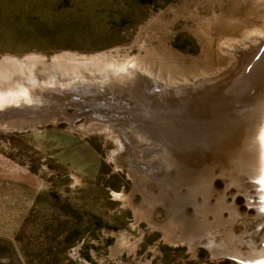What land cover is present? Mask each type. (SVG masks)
Returning a JSON list of instances; mask_svg holds the SVG:
<instances>
[{"label": "rangeland", "instance_id": "rangeland-1", "mask_svg": "<svg viewBox=\"0 0 264 264\" xmlns=\"http://www.w3.org/2000/svg\"><path fill=\"white\" fill-rule=\"evenodd\" d=\"M251 31L264 33V6L254 0H0V80L25 69L67 78L125 63L153 79L148 87L136 79L110 100L135 114H113L130 130L120 153L104 131L82 128L84 115L30 131L0 128V264H237L211 257L203 244L191 252L164 241L132 206L144 191L157 222L174 213L190 224L222 196L239 213L254 214L242 194L226 188L210 156L227 117L263 93L264 77L251 72L264 62V47L247 59L238 84L211 91L216 85L204 83L189 104L170 96L176 84L220 75L232 61L221 47L242 45ZM156 87L176 107L165 109L168 98H157ZM183 91L191 90L173 93ZM99 110L89 113L105 122ZM195 228L192 236H202Z\"/></svg>", "mask_w": 264, "mask_h": 264}, {"label": "bare ground", "instance_id": "bare-ground-1", "mask_svg": "<svg viewBox=\"0 0 264 264\" xmlns=\"http://www.w3.org/2000/svg\"><path fill=\"white\" fill-rule=\"evenodd\" d=\"M260 1L264 2V0ZM261 37H264V33L260 31H251V33L248 34L247 38L242 39V45H246V47H242V45L240 44H234L233 42H231L230 47H221L224 53L232 57V61L230 65L226 67V69H224L220 75L209 79L201 78L194 85H186V83L183 82L181 85L176 84V89H174V87L173 89L171 88L172 90L169 89L171 91L170 96H173V98L177 100V103L179 102L181 96L184 99L181 100L179 103L189 104L191 100L188 96L192 94L194 88H204V86L202 85L204 83L208 84L206 85V87L216 85L211 91H214L219 88L226 90L230 86L238 84L237 82L240 79H243V75H240L243 74L241 71V73H236L238 66H240L239 64H242L243 61H246L250 57L252 53L249 49L255 46V43L253 44L250 41L260 40ZM261 52L262 51H260V53ZM252 56L253 54L250 58H252ZM253 60L254 59H252L251 61ZM256 63L255 66L252 68V77H255L256 79V76H259L260 73L262 74L261 76L264 77V62L262 64L260 63V65L259 63ZM125 64L117 67L113 65H103L99 69V71L96 72L92 70L90 72L85 73L77 71L74 72L76 74L72 76L69 75V77L67 78H63L57 71H48V74L42 75L40 73L39 75H35L33 71H29L27 69L22 70L23 72L21 71V74L19 75H15L9 78L5 77L0 80V110L7 107H18L20 105L27 107L29 106V104H33L36 99H34V93L35 91L41 88L52 90L54 88H62L72 90L77 89L78 85H82L83 87H85V90H83L84 92L82 90H78V94L76 95L81 96V100H83L84 98L82 97V95L88 93L86 90L91 86H95V88L103 87L105 89H112V94L110 93V97L105 96L106 93H104L101 95L104 98L98 101L94 98H97L98 96H100V94L96 93L92 95V97L89 96V98L94 100L91 103H85V100L80 102L72 101L68 105L74 107L75 110L79 107H85V104L93 105L91 107V109L93 110L99 108L101 111L99 110L100 112H98V114H100L99 116L101 118L106 119L105 122L94 118L97 113H88L85 115V112H83L80 115L85 116L86 124L82 128H84L87 132L104 131L106 136L115 139L118 144V151L120 153V151L124 148V146L121 144L120 139L124 138L123 134L128 133V131L130 132V130L122 128L123 126H120V124H115L116 120L112 118L114 116L113 114L114 112H116L115 114L117 115V111H119L121 112L119 115H122L123 118H125L124 116L132 118L135 114H131V108L126 107V105H123L121 103L119 104L118 102H110V100H114L113 98H118L119 94H121L120 88H123L132 81L136 82L134 81L136 79V83H139V85L146 84L145 86L147 87L149 85V81L153 80L148 78V75L145 76L144 74L138 72V69L136 67H133L132 63ZM246 70H244V72ZM138 74L142 75V77L139 78ZM139 79L141 80L139 81ZM262 81H264V79ZM155 82L157 83V85L158 83L160 84L159 81ZM187 86L191 91H183L182 93L176 92L175 94L173 93V90L180 91V89H183ZM127 87L131 88L132 86L128 85ZM160 90L161 88L158 87H156L155 90H152L157 92L155 93V96L157 98H160L163 96V94H165V91L163 92V89L162 91ZM79 91H81L82 95ZM134 93H137V90H135ZM158 94H161L160 97ZM170 96L167 93L161 98V100L168 98V100L165 101L164 106L165 109L171 110L172 108L176 107V102H171ZM69 98V96L65 97V100H68ZM104 99L109 101H102ZM159 100L160 99L156 100L155 102H158ZM254 102L255 103H252L253 109H251V111L248 112L246 116L244 115L241 117L244 109H242L240 112H235L231 116H228L230 114L226 115V112L224 113V116L226 115L225 118L227 116L228 117L224 128L223 126H221L223 128L221 134L219 135V137L217 136V140L214 141V145L211 148L213 150H211L213 153H210V157H212L210 158V163L213 165L214 168H216V171L219 176L223 179L226 188L232 186V188L235 189L237 193L242 194L246 201V205L256 210V213L252 216L239 213L237 209H233L231 207L232 204H226V202L224 201V197L221 196V198L219 199L216 198L214 204L208 203V205L206 204L204 208L199 209L200 211L198 210L199 213L195 212L194 216H197L194 218L195 222L193 223L191 222L192 220L189 221L190 224H186L185 221L183 222L179 219L177 220L174 217V213L173 218L171 220H169L170 216L168 215L165 223H160L157 222L155 216L151 215V212H149L150 210H152V208H150L148 204L144 203L145 200H148V195L146 192L144 193L143 191L142 203H136V205L133 206L131 205L132 210L134 211V215L137 219L145 220L151 228L158 229L162 233L164 241H167L172 244H185L191 252H193L198 245L203 244L208 248L211 257H232L234 260L236 259V261L239 262L237 264H264V232L261 233V245L258 249H255L256 242H254V239L258 236V228L261 224H264V213H260L261 207L264 211V205L262 203L264 200L260 199L259 197V195H261V190L264 191V183H260L261 180H264V98H260L258 100L256 98ZM59 103H63V101H60ZM38 105L43 106L44 104L38 103ZM45 107L46 111L42 113H46V116L44 115L41 120H46L48 118L49 120L51 119L52 121L56 122L59 121L61 117L65 118L67 116L64 115L63 108L57 104H53L51 106L46 105ZM82 110H84V108H82ZM170 110L169 112L172 113ZM102 111L105 112V115H101ZM176 111L177 108L174 110L173 113H175ZM80 115L76 114V116H73V118H76ZM65 119L67 120L69 119V117H66ZM0 120V128L7 130L21 131L23 129L21 126L26 125V128H31L35 124V122L28 120H21L16 122L11 120ZM107 120L111 121L109 122ZM70 122L71 120L69 119V123ZM114 128H116V130ZM119 158L120 157H118V159ZM118 159H116V161H118ZM131 163L132 162H129V164ZM245 177L247 179L244 180ZM251 179H253L254 184L253 182L250 184ZM205 189L203 188L204 192ZM210 195H212V192L210 193ZM127 198L128 197H126L125 200H127ZM156 201L157 199L155 200V202ZM223 211H226L228 213V218L222 219L221 214L223 213ZM190 227H196V233L200 232L203 235L201 234L202 236L193 237L192 235L194 234L192 233V231L194 230H192ZM189 231L190 233H188Z\"/></svg>", "mask_w": 264, "mask_h": 264}, {"label": "water", "instance_id": "water-1", "mask_svg": "<svg viewBox=\"0 0 264 264\" xmlns=\"http://www.w3.org/2000/svg\"><path fill=\"white\" fill-rule=\"evenodd\" d=\"M254 1L258 2L261 6H264V2L263 1H260V2L258 0H254ZM257 41H258L257 44L253 48L249 49L252 54L253 53L254 54L258 53L260 51L259 49L264 47V37H261L260 40H257ZM246 61H243L242 64H239L240 66H238V69L236 68L237 69L236 73L241 71V69H242L243 65L246 63ZM84 88L85 87H83L82 85H78L77 89H72V90L71 89H62V88H54L53 90L52 89H43V88H41V89L35 91L34 99L35 98L36 99H35L33 104H29V106H27V107H24V106L20 105L18 107H10V108L7 107V108H4V109L0 110V119H3L2 121L11 120V121L16 122V121H21V120H24V121L28 120V121L35 122V124L31 128H29V127L26 128L27 127L26 125L21 126L23 128L22 130L30 131V130H34L35 128H37L39 126H43V125H45L47 123H52V122H50V120L48 118L46 120H41L44 115L46 116V113H44V114L42 113V112L46 111V107H45L46 105L47 106H51L53 104H57V105L61 106L63 108L64 115H67L66 117L71 118L72 116H76V114L80 115L83 112H88L89 113V111L92 110L91 107L93 106L91 104H87L88 106L85 104V107H79V108H77L75 110L74 107L68 105L72 101L73 102H80V101H84L85 100L84 101L85 103L86 102L91 103L94 100L89 98V96L92 97V95L98 93V94H100V96H98L97 98H94V99L95 100H101V99L104 98V97L101 96L102 94L106 93L105 96L110 97V92H112V89L110 90L109 88H106V89L103 88V87L95 88V86H91V87L87 88L86 91L88 93H86L85 95L84 94L82 95L81 91H79L81 93L82 97H84L83 100H81L80 99L81 96H76V95L78 94V90H82L83 91V90H85ZM38 91H39V93H38ZM260 94L261 95H259L260 97L258 99H260V98L263 99L264 98V89H263V94L262 93H260ZM68 96L70 97L69 98L70 100L69 99L65 100V97H68ZM58 99H60V100H58ZM60 101H63V103H59ZM38 103L39 104H44V105L41 106V105H38ZM252 103H255V102L253 101ZM252 103L249 106H243V108H242V109H244L243 114H242L243 116L244 115L246 116L248 114V112H250L251 109H253V104ZM82 108H84V110H82ZM68 109H72L73 110L71 114L67 113ZM254 111H255V109H254ZM79 118H83L84 119L85 117L84 116H80ZM61 122H65V121L64 120H60L58 122L56 121V123H61ZM22 130H21V132H22ZM121 140H122V138H121ZM245 179H247V178L245 177L244 180ZM252 182H253V179L250 180V184ZM253 184H254V182H253ZM259 197H260V199L264 200V191L263 190H261V195H259ZM262 203L264 205V201ZM262 209L263 208L261 207L260 208V213H264V211ZM255 213H256V210H254V214ZM263 228H264V224H261L260 227L257 230L258 231L257 232L258 236L254 239V242H256L255 249H258L260 247V245H261L260 236H261V233L264 232ZM228 258H232V257H228ZM235 261H236V259H235ZM236 262L239 263L238 261H236Z\"/></svg>", "mask_w": 264, "mask_h": 264}, {"label": "snow or ice", "instance_id": "snow-or-ice-1", "mask_svg": "<svg viewBox=\"0 0 264 264\" xmlns=\"http://www.w3.org/2000/svg\"><path fill=\"white\" fill-rule=\"evenodd\" d=\"M260 183H264V180H261Z\"/></svg>", "mask_w": 264, "mask_h": 264}]
</instances>
